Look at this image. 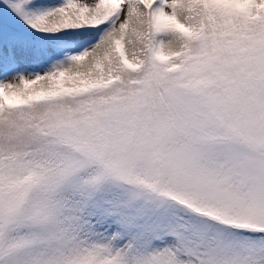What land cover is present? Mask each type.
<instances>
[{
  "label": "snow or ice",
  "instance_id": "obj_1",
  "mask_svg": "<svg viewBox=\"0 0 264 264\" xmlns=\"http://www.w3.org/2000/svg\"><path fill=\"white\" fill-rule=\"evenodd\" d=\"M0 264H264V0H0Z\"/></svg>",
  "mask_w": 264,
  "mask_h": 264
}]
</instances>
